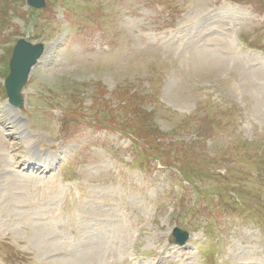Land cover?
Listing matches in <instances>:
<instances>
[{
  "label": "rangeland",
  "instance_id": "1",
  "mask_svg": "<svg viewBox=\"0 0 264 264\" xmlns=\"http://www.w3.org/2000/svg\"><path fill=\"white\" fill-rule=\"evenodd\" d=\"M236 1L0 0V264H264V0Z\"/></svg>",
  "mask_w": 264,
  "mask_h": 264
},
{
  "label": "water",
  "instance_id": "2",
  "mask_svg": "<svg viewBox=\"0 0 264 264\" xmlns=\"http://www.w3.org/2000/svg\"><path fill=\"white\" fill-rule=\"evenodd\" d=\"M28 7L41 10L46 6V0H27ZM43 45H33L27 40H21L14 48L10 62L11 74L6 81V91L9 102L16 108L23 105L21 92L27 85L30 72L38 61L44 56ZM175 242L184 245L188 240V233L179 229L174 231Z\"/></svg>",
  "mask_w": 264,
  "mask_h": 264
},
{
  "label": "trees",
  "instance_id": "3",
  "mask_svg": "<svg viewBox=\"0 0 264 264\" xmlns=\"http://www.w3.org/2000/svg\"><path fill=\"white\" fill-rule=\"evenodd\" d=\"M158 158V157H157ZM162 164L165 162V158H158Z\"/></svg>",
  "mask_w": 264,
  "mask_h": 264
},
{
  "label": "bare ground",
  "instance_id": "4",
  "mask_svg": "<svg viewBox=\"0 0 264 264\" xmlns=\"http://www.w3.org/2000/svg\"><path fill=\"white\" fill-rule=\"evenodd\" d=\"M7 105H8V106H10V104H9V103H8ZM10 107H12V106H10ZM8 152H9V151H8ZM131 255H132V254H130V256H131Z\"/></svg>",
  "mask_w": 264,
  "mask_h": 264
}]
</instances>
